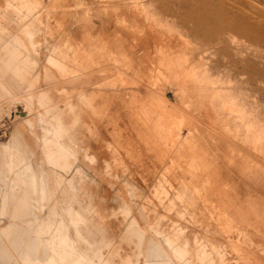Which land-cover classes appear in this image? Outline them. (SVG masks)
Listing matches in <instances>:
<instances>
[{
	"label": "rangeland",
	"instance_id": "374dc122",
	"mask_svg": "<svg viewBox=\"0 0 264 264\" xmlns=\"http://www.w3.org/2000/svg\"><path fill=\"white\" fill-rule=\"evenodd\" d=\"M226 1L0 0V264H264L221 172L264 170V0Z\"/></svg>",
	"mask_w": 264,
	"mask_h": 264
},
{
	"label": "bare ground",
	"instance_id": "6f19581e",
	"mask_svg": "<svg viewBox=\"0 0 264 264\" xmlns=\"http://www.w3.org/2000/svg\"><path fill=\"white\" fill-rule=\"evenodd\" d=\"M215 1V0H214ZM221 1V0H220ZM226 0H224V2H225ZM227 2V1H226ZM192 3V2H191ZM236 4V3H235ZM238 5V4H237ZM244 5V4H243ZM242 5V6H243ZM228 6H230V4L228 5ZM171 7V6H170ZM238 7V6H237ZM173 8V7H172ZM211 8V7H210ZM232 8V7H231ZM233 8H235V7H233ZM218 9V8H217ZM237 9V8H236ZM236 9H234V10H236ZM242 10V8L240 7V8H238V10ZM212 10V9H211ZM240 10V11H241ZM249 10V9H248ZM174 11H175V9H174ZM219 11V10H218ZM239 11V12H240ZM251 11V10H250ZM248 12V11H244V9H243V11L241 12L242 13V15L244 16V18L246 19V21H248V22H256L258 25H260V26H264V18L263 17H260L256 12ZM211 12V11H210ZM264 12V11H263ZM204 14V13H203ZM235 14V13H234ZM129 16V15H128ZM132 16V15H131ZM179 16V15H178ZM177 16V17H178ZM134 18V17H133ZM137 18V17H136ZM139 18V17H138ZM262 18V19H261ZM135 19V18H134ZM174 19V18H173ZM141 21V20H140ZM241 21V20H240ZM108 22V21H107ZM217 24H218V21H217ZM219 28V27H218ZM220 31V30H219ZM263 31H264V29H263ZM219 38V37H218ZM220 39V38H219ZM256 40V39H255ZM260 42V41H259ZM225 43V42H224ZM261 44V43H260ZM224 45V44H223ZM231 47V46H230ZM233 47V46H232ZM219 48H221V47H219ZM230 49V48H229ZM253 49V48H252ZM261 53V52H260ZM256 55H257V53H256ZM264 55V54H263ZM259 56H261V55H259ZM264 57V56H263ZM240 59V58H239ZM264 60V59H263ZM246 63V62H245ZM258 67V66H257ZM220 71V70H219ZM263 72V71H262ZM221 73H222V71H221ZM223 77H225V76H223ZM234 79H236L235 77H234ZM255 80V79H254ZM256 82V81H255ZM244 83V82H243ZM129 121V120H128ZM133 121V120H132ZM137 122V121H136ZM127 123V122H126ZM137 125V124H136ZM140 129V128H139ZM124 130L125 131H127V133H130V135H127V136H125V139L127 140V143H125L128 147H129V149H133V150H131V153L132 154H136L137 156H139L140 158L138 159V161H135V162H137V163H139V161L141 162V163H143V165H141V166H144V165H147L148 166V163L146 164V160L148 159L147 158V152L146 151H144L143 152V148H141V145H140V143H138V140H137V137L135 138L136 140H134V137L131 135V132H133L135 129H134V127H124ZM145 130V129H144ZM141 131H143L142 129H140V134L141 133H143L144 134V131L143 132H141ZM147 130H145V132H146ZM150 133V132H149ZM142 134V135H143ZM147 134V133H146ZM145 135V134H144ZM147 135H145V137H146ZM179 137V136H178ZM217 137V136H216ZM139 138V137H138ZM212 144V143H211ZM216 145V144H215ZM226 146H228L226 143H224V142H220V143H218L217 144V147H214V149L215 148H217V149H220V148H224L225 147V149H226ZM209 147V146H208ZM207 147V148H208ZM209 149V148H208ZM207 153V152H206ZM245 153V152H244ZM149 154V153H148ZM245 155V154H244ZM247 155V154H246ZM217 156H219V155H217ZM248 156V155H247ZM249 157H250V155H249ZM217 158H220V157H217ZM237 158V157H236ZM243 158V157H242ZM151 160V159H150ZM149 160V163L151 162V164H153V163H155V162H152V161H150ZM148 162V161H147ZM163 162V161H162ZM233 163L235 162V161H232ZM231 162V163H232ZM145 163V164H144ZM172 163V162H171ZM213 163V162H212ZM211 163V164H212ZM140 164V163H139ZM210 164V165H211ZM221 164V163H220ZM231 166H229V164L228 165H226V162H225V165H223V169H222V174L224 175H222L220 172V177H221V175H222V177L224 178V181L222 180V179H220V180H222L223 181V183L222 184H224V182H226V183H229L230 185H231V187H233V189H234V192H236L237 194V196H235V195H231V194H228V195H225V193L223 194V192L224 191H222L221 190V188H220V190H219V186H217L216 187V192H217V195H218V197H219V195H221L222 197H223V195H225L224 197L225 198H227V200L225 201V202H227V203H232V202H235L237 199H238V196H241L240 194L241 193H244V195L245 196H247V194H251L252 193V191L254 192V190H256L257 192H260V193H264V189H262L263 187H262V185L260 186V187H262L261 189H254V188H252V186H251V183H250V181H251V179H253L254 177H258V176H261V178L263 179L264 178V170H262V171H259L260 173L257 175L254 171V173H252V172H250V170H248V169H240L239 167H237L236 165H237V163L235 164V165H233V164H230ZM140 166V165H139ZM222 166V165H221ZM145 167V166H144ZM154 168V167H153ZM211 168V167H210ZM209 168V169H210ZM215 168H213V170H214ZM185 170V169H184ZM202 170V169H201ZM144 171V170H143ZM164 171V170H163ZM186 171V170H185ZM207 171V170H206ZM220 171V170H219ZM224 171V172H223ZM213 172V171H212ZM216 172V171H215ZM174 173V172H173ZM193 174V173H192ZM213 174V173H212ZM210 175V174H209ZM214 175V174H213ZM195 177V176H194ZM202 177V176H201ZM198 178V177H197ZM216 179H218L217 177H215ZM259 178V177H258ZM200 180V179H199ZM219 180V181H220ZM177 181V180H176ZM184 181V180H183ZM183 181H181V182H183ZM221 181V182H222ZM199 182V181H198ZM211 182V181H210ZM215 182V181H214ZM209 183V182H208ZM219 184V183H218ZM221 184V183H220ZM219 184V185H220ZM208 185V184H207ZM215 185H217V184H215ZM225 185V184H224ZM254 185V184H253ZM212 186V185H211ZM264 186V185H263ZM213 187V186H212ZM176 188V187H175ZM214 188V187H213ZM178 189V188H177ZM209 189V188H208ZM231 190V189H230ZM172 191V190H171ZM207 191V190H206ZM229 191V190H228ZM255 191V192H256ZM241 192V193H240ZM254 192V193H255ZM247 193V194H246ZM235 194V193H234ZM189 195V194H188ZM187 195V196H188ZM258 195V194H257ZM263 195V194H262ZM261 195V196H262ZM191 196V195H190ZM250 196V195H249ZM254 196V195H253ZM222 197H220V200H223V199H221ZM223 197V198H224ZM235 198H236V200H235ZM249 198H251V197H249ZM172 200V199H171ZM218 200V199H217ZM174 202V201H173ZM185 202V201H184ZM193 202V201H192ZM220 203V202H219ZM221 204H223L222 202H221ZM174 205V204H173ZM217 205V204H216ZM227 205V204H226ZM230 206H232L231 204H230ZM244 206V205H243ZM228 207V206H227ZM233 207V206H232ZM237 207V206H236ZM247 207V206H246ZM195 208V207H194ZM198 208V207H197ZM192 209V208H191ZM202 209V208H201ZM221 209V208H220ZM228 209V208H227ZM233 209V208H232ZM250 210V209H249ZM161 211V210H160ZM234 211L235 212H237V214L239 213V215H241V214H243V213H245L246 212V210L245 209H243V208H240V209H237L236 208V210L234 209ZM221 212V211H220ZM175 213V212H174ZM180 214V213H179ZM191 214V213H190ZM247 214H248V211H247ZM177 215V214H176ZM238 215V216H239ZM255 215V214H254ZM254 215H252L253 217H254ZM261 215H259L258 217H260ZM209 217V216H208ZM250 216H247V218H249ZM257 216H255L254 218L256 219V220H258V218H256ZM241 218H246V217H243V216H240V219ZM263 218H264V216H263ZM204 219V218H203ZM239 219V218H238ZM207 220V219H206ZM246 220V219H245ZM172 221V220H171ZM185 221V220H184ZM226 221V220H225ZM262 224V222H259L258 224ZM255 224V223H254ZM207 225H208V223H207ZM256 225V224H255ZM254 225V227H256ZM263 225H264V223H263ZM263 225H261V226H263ZM187 228V227H186ZM185 228V229H186ZM190 227H188V229H189ZM259 230V226L257 225V228L255 229V230ZM261 229V228H260ZM187 230V229H186ZM191 230V229H190ZM213 230V229H212ZM263 230V229H262ZM261 230V231H262ZM193 232V231H192ZM262 232H264V231H262ZM188 234V233H187ZM264 234V233H263ZM173 235V234H172ZM207 235V234H206ZM216 235V234H215ZM217 237V236H216ZM218 238V237H217ZM208 240V239H207ZM224 240V239H223ZM219 241V240H218ZM224 242V241H223ZM262 242V241H261ZM219 243V242H218ZM263 243V242H262ZM264 244V243H263ZM262 244V245H263ZM264 246V245H263ZM222 250V249H221ZM245 250V249H244ZM224 252V251H223ZM227 254V253H226ZM215 257V256H214ZM263 258V257H262ZM257 259H259V258H257ZM262 260V259H261ZM264 260V259H263ZM259 262V261H258Z\"/></svg>",
	"mask_w": 264,
	"mask_h": 264
}]
</instances>
